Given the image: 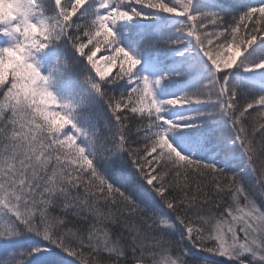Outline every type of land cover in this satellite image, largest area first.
<instances>
[{
	"label": "snow or ice",
	"instance_id": "6c2138e0",
	"mask_svg": "<svg viewBox=\"0 0 264 264\" xmlns=\"http://www.w3.org/2000/svg\"><path fill=\"white\" fill-rule=\"evenodd\" d=\"M8 2L0 264H264V0Z\"/></svg>",
	"mask_w": 264,
	"mask_h": 264
},
{
	"label": "clouds",
	"instance_id": "9594fccd",
	"mask_svg": "<svg viewBox=\"0 0 264 264\" xmlns=\"http://www.w3.org/2000/svg\"><path fill=\"white\" fill-rule=\"evenodd\" d=\"M13 11H15L13 3H9L8 0H0V18L9 17Z\"/></svg>",
	"mask_w": 264,
	"mask_h": 264
},
{
	"label": "rangeland",
	"instance_id": "374dc122",
	"mask_svg": "<svg viewBox=\"0 0 264 264\" xmlns=\"http://www.w3.org/2000/svg\"><path fill=\"white\" fill-rule=\"evenodd\" d=\"M106 53L103 51V49L101 50V52L100 53H98L97 55H98V57L99 56H102V55H105ZM102 67H106V65H101Z\"/></svg>",
	"mask_w": 264,
	"mask_h": 264
},
{
	"label": "trees",
	"instance_id": "16d2710c",
	"mask_svg": "<svg viewBox=\"0 0 264 264\" xmlns=\"http://www.w3.org/2000/svg\"><path fill=\"white\" fill-rule=\"evenodd\" d=\"M248 2H250V3H251V2H254V0H248Z\"/></svg>",
	"mask_w": 264,
	"mask_h": 264
}]
</instances>
